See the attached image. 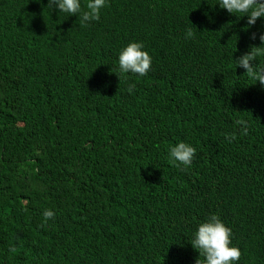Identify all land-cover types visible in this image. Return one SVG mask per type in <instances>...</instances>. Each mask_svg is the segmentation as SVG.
Instances as JSON below:
<instances>
[{
    "label": "trees",
    "instance_id": "16d2710c",
    "mask_svg": "<svg viewBox=\"0 0 264 264\" xmlns=\"http://www.w3.org/2000/svg\"><path fill=\"white\" fill-rule=\"evenodd\" d=\"M15 1L0 0V264H196L188 241L213 213L239 264H264V93L232 60L260 20L216 0H106L86 27L47 26ZM131 41L152 64L119 79ZM180 141L187 168L168 163Z\"/></svg>",
    "mask_w": 264,
    "mask_h": 264
},
{
    "label": "clouds",
    "instance_id": "9594fccd",
    "mask_svg": "<svg viewBox=\"0 0 264 264\" xmlns=\"http://www.w3.org/2000/svg\"><path fill=\"white\" fill-rule=\"evenodd\" d=\"M105 6L106 0H87L84 7L81 0H16L13 4L20 19L26 22L51 26L65 20L75 24L78 18L82 27L99 20ZM212 6H218L237 20L246 18L249 28L256 25L259 19L260 27L264 29V0H216ZM10 24L11 21L5 23L6 26ZM2 36L3 30L0 28V42ZM184 36L185 39H192L195 34L191 28H187ZM249 39H258L259 46H250L248 51L235 59L232 53V60L235 68L243 69L244 74L254 80L256 87L264 93V30L250 33ZM144 47L142 42L131 41L120 49L115 71L119 79L128 75L143 77L149 72L152 58ZM5 58V53L0 52V60ZM244 130L246 131V126ZM232 138L225 136L229 142ZM195 153L196 149L190 143L180 141L171 146L166 155L168 163L187 168L191 165ZM42 215L48 220L54 216V212L45 209ZM188 242L198 251L199 257H203L202 261L197 259L196 264H239L241 252L232 243V231L215 213L197 224Z\"/></svg>",
    "mask_w": 264,
    "mask_h": 264
}]
</instances>
